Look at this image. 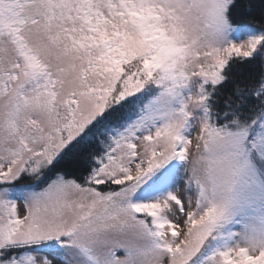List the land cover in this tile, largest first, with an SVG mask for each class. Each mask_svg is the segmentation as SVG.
I'll return each mask as SVG.
<instances>
[{
    "label": "snow or ice",
    "instance_id": "6c2138e0",
    "mask_svg": "<svg viewBox=\"0 0 264 264\" xmlns=\"http://www.w3.org/2000/svg\"><path fill=\"white\" fill-rule=\"evenodd\" d=\"M0 264H264V0H0Z\"/></svg>",
    "mask_w": 264,
    "mask_h": 264
},
{
    "label": "trees",
    "instance_id": "16d2710c",
    "mask_svg": "<svg viewBox=\"0 0 264 264\" xmlns=\"http://www.w3.org/2000/svg\"><path fill=\"white\" fill-rule=\"evenodd\" d=\"M245 71H247V70H245ZM236 74H239L238 72H236V71H234V75H236Z\"/></svg>",
    "mask_w": 264,
    "mask_h": 264
}]
</instances>
